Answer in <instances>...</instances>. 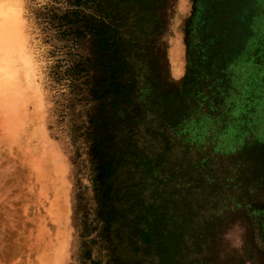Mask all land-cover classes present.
<instances>
[{"label":"rangeland","instance_id":"obj_1","mask_svg":"<svg viewBox=\"0 0 264 264\" xmlns=\"http://www.w3.org/2000/svg\"><path fill=\"white\" fill-rule=\"evenodd\" d=\"M0 65V264H264V0H0Z\"/></svg>","mask_w":264,"mask_h":264},{"label":"bare ground","instance_id":"obj_2","mask_svg":"<svg viewBox=\"0 0 264 264\" xmlns=\"http://www.w3.org/2000/svg\"><path fill=\"white\" fill-rule=\"evenodd\" d=\"M1 66V65H0ZM2 67V66H1ZM0 67V84H2V79L3 78H6V80H5V82H4V84L5 85H3L2 87H6V89H8L7 88V86L9 85V83H10V79H11V71L9 72L6 68V70L5 69H2ZM2 95L4 96L5 95V93L4 92H2Z\"/></svg>","mask_w":264,"mask_h":264}]
</instances>
